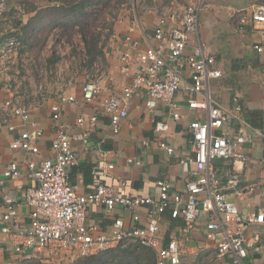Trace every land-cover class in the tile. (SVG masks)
Instances as JSON below:
<instances>
[{
    "label": "built area",
    "instance_id": "1",
    "mask_svg": "<svg viewBox=\"0 0 264 264\" xmlns=\"http://www.w3.org/2000/svg\"><path fill=\"white\" fill-rule=\"evenodd\" d=\"M7 1L0 0V7ZM177 2L171 0L170 8L167 5L158 7L157 25L151 32L144 33L143 39L155 42V45L142 49L141 40L132 36L140 25L135 23L131 27L123 38L125 51L121 56L124 73L136 67L131 82L123 86L119 94L103 97L99 112L88 120L81 117L77 123L81 127L88 125L95 128L99 121L97 116L103 112L110 118L115 134H118L135 96L150 113L156 110L158 102H164L170 118L175 122L183 119L181 110L184 105L190 110L203 109L207 112V119L194 120L187 128L191 149L188 163L193 168V179L180 191L173 190L167 180H158L156 185L159 190L155 196L126 195L105 181V173L114 169L113 164H105L96 170L94 190L79 194L69 182L68 170L78 163L76 144H80L85 152L90 150V132L70 133L60 125L51 145L53 156L25 161L28 178L33 185L23 190L21 202L10 195H3L0 201V264L19 259H40L42 262L41 258L43 262L45 258L47 262L49 259L54 262L57 258L70 264L78 258L130 244L151 248L155 252L156 264H181L186 260L189 249L181 238L165 240L162 236L166 213L172 219L184 222L182 231L185 235L195 228L202 217H206L205 236L215 245L217 260L223 261L230 255L232 264H251L248 258L250 252L264 255V242H252L247 235L253 225L264 228V210L243 214L225 192L238 186L240 176L233 174L223 187L213 166L216 160L222 159L244 164L249 161L243 152L247 141L243 130L232 136L225 129L226 124L241 121L243 106L238 98L234 99L233 108L213 99L211 83L223 78L224 71L206 44L199 43L189 48L191 36L199 31L201 25L199 18L205 7L204 0H188L180 13L173 11ZM247 20L264 24V5H254L249 16L243 17L242 23ZM4 35L0 48L2 71L22 49V42L16 34ZM254 49L258 53L264 51L260 45H255ZM106 91H111V87L102 85L99 80H90L82 86V103L90 104ZM182 93L184 103L177 99ZM78 103L74 95L60 94L51 105L52 119L60 120L67 104ZM0 111L22 122L23 129L12 147L38 156L44 131L32 118L29 107L13 97L0 103ZM7 126L10 132L16 131L14 126ZM169 131L168 121L155 123L156 133L167 134ZM142 144L149 145V141L144 140ZM158 146L168 155L175 154V148L167 140H160ZM129 162L142 163L138 159H130ZM179 163L187 165L184 160ZM22 167L19 162H9L2 178H20ZM101 171L104 173L99 174ZM117 185L124 189L127 182L120 180ZM20 204L27 209L23 219ZM92 208H100L112 217V224L103 227L101 222L92 221L88 213Z\"/></svg>",
    "mask_w": 264,
    "mask_h": 264
},
{
    "label": "crops",
    "instance_id": "2",
    "mask_svg": "<svg viewBox=\"0 0 264 264\" xmlns=\"http://www.w3.org/2000/svg\"><path fill=\"white\" fill-rule=\"evenodd\" d=\"M204 4L199 31L191 36L189 48L199 43L206 44L222 67L224 76L212 81L211 94L216 102L229 108H233L235 98L239 99L243 106L241 121L234 120L226 124L225 129L232 136L243 130L247 139L243 152L249 158L246 164L222 159L216 160L213 166L223 187L233 174L240 176L238 186L225 192L243 214L258 213L264 210V51L258 53L254 46L264 48V24L250 20L242 23V20L249 16L254 5H264V0H204ZM166 5L170 8L171 0H146L141 2V12L135 19H125L114 25L104 46V73L99 79L102 85L110 86L111 91L103 92L90 104L82 103L84 84H77L74 74L67 73V79L61 78L59 64L49 63L59 32L58 20L54 19V13L50 10L60 8L63 3L60 0H9L0 7V48L5 40L4 34H16L23 39L18 57L7 62L3 71L0 70V103L15 97L20 104L29 107L32 118L44 131L38 156L13 148L12 143L23 129L22 122L0 111V201L3 195H10L21 202L23 190L33 185L28 178L25 161L53 156L51 145L60 125L70 133L90 132V150L85 152L80 144H76L78 163L68 170L69 182L79 194L94 190L96 170L105 164L114 165L113 170L105 173V181L126 195L155 196L159 190L156 185L158 180H167L173 190L180 191L193 179V168L188 163L191 149L187 128L194 120L207 119V112L203 109L190 110L184 105L181 110L183 119L175 122L170 118L164 102H158L156 110L150 113L140 98L135 96L118 134H115L110 118L103 112L97 116L99 121L95 128L88 125L81 127L77 123V119L84 117L88 120L99 112L103 97L119 94L121 88L131 82L136 67L123 72V38L138 23L140 27L135 29L132 36L141 40V48L155 45V42L143 39V35L154 30L160 8ZM43 39L45 42L37 48ZM63 93L74 95L79 103L67 104L61 119L55 121L52 119L51 105ZM184 98L183 93L177 96L178 101L183 103ZM160 120L169 122L170 131L167 134L155 132V123ZM7 125L14 126L16 131L10 132ZM144 140L149 141V145L144 146ZM160 140H167L175 148V154L168 155L160 149ZM130 159H138L142 163H130ZM181 160L186 161L187 165L180 164ZM12 161L23 166L22 175L15 180H4L2 172ZM102 173L104 171L99 174ZM120 180L127 182L124 189L117 185ZM19 211L23 219L27 209L20 204ZM103 212L100 208H92L88 213L92 221L101 222L103 227H107L113 219ZM205 218L202 217L195 228L185 235L182 231L184 222L172 219L166 213L161 234L165 240L174 237L184 240L189 252L181 264H232L230 255L223 261L216 259L215 245L205 236ZM247 235L252 242H264V228L258 225L251 226ZM263 256L262 253L250 252L249 262L264 264Z\"/></svg>",
    "mask_w": 264,
    "mask_h": 264
},
{
    "label": "rangeland",
    "instance_id": "3",
    "mask_svg": "<svg viewBox=\"0 0 264 264\" xmlns=\"http://www.w3.org/2000/svg\"><path fill=\"white\" fill-rule=\"evenodd\" d=\"M70 1V0H68ZM146 0H102L98 7L88 8L89 13L96 11L94 21L92 19L91 30L97 34H101V40L99 46H106L110 33L113 31V27L118 22H123L125 19H135V16L141 12V2ZM162 1V0H161ZM188 3V0H178L174 6L173 11L180 13ZM67 20V19H66ZM79 26L72 23L70 29L66 30L64 27H59L58 37L55 38L53 44V51L56 57H51L59 64L60 76L67 79V73L74 74L75 79H77V84H85L90 80H99L103 75V60L104 57H97L92 64L89 62V58L86 53L85 44L82 35L79 32ZM45 39L42 40L41 44L37 45V48L41 47ZM50 54V53H46ZM56 58V59H55ZM69 70V71H68ZM135 244L127 245L123 248L134 247ZM45 258V257H44ZM42 264H69L66 260L55 258L54 262L51 259L45 262L43 258ZM12 262V261H11ZM2 263V264H11ZM72 264V263H70Z\"/></svg>",
    "mask_w": 264,
    "mask_h": 264
},
{
    "label": "trees",
    "instance_id": "4",
    "mask_svg": "<svg viewBox=\"0 0 264 264\" xmlns=\"http://www.w3.org/2000/svg\"><path fill=\"white\" fill-rule=\"evenodd\" d=\"M9 1V0H8ZM63 6L50 10L54 13V19L58 20V26L70 29V25L74 23L79 26V32L82 35L86 53L92 64L97 57H104V46H99L101 34L93 32L91 29L92 19L94 21L96 11L89 13L88 8L98 7L102 0H60ZM50 13V12H49ZM67 19V20H66ZM57 26V25H55ZM20 39L21 37L17 35ZM21 42L23 39H20ZM53 57H56L53 54ZM56 59V58H55ZM50 65L55 64V60H49ZM97 62V61H95ZM134 247L123 248L117 247L105 252L81 257L73 261L72 264H156L155 252L148 247L140 244L133 245ZM11 264H42L39 260H14Z\"/></svg>",
    "mask_w": 264,
    "mask_h": 264
}]
</instances>
